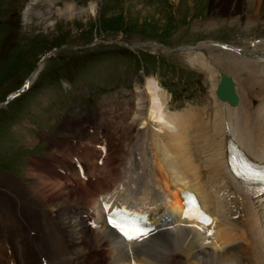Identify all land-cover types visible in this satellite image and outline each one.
Segmentation results:
<instances>
[{"label":"bare ground","instance_id":"obj_1","mask_svg":"<svg viewBox=\"0 0 264 264\" xmlns=\"http://www.w3.org/2000/svg\"><path fill=\"white\" fill-rule=\"evenodd\" d=\"M65 1L70 14L82 9L74 1ZM235 1L234 20L251 26L264 19L258 9L253 14L245 12L247 0ZM248 1L258 7L264 4V0ZM96 4L97 0L90 3L94 11ZM227 7L222 12L230 15ZM262 45L264 40L236 54V64L227 65L243 80L240 84L235 78L240 97L236 106L217 98L219 78L216 81L214 75L221 70L211 61L199 62L202 56L209 57L200 51L190 61L212 79L213 110L172 112L163 102L158 81L148 76L145 89L137 92L133 106L126 105V112L109 115L106 111L83 121L87 125L80 122L85 130L101 116L109 129L124 133L114 151L107 139L93 144L95 154L105 156L101 164L95 162L100 164L95 169L87 163L88 181L77 177L78 170L69 159L76 153L60 156L59 151L32 160L30 181L6 176V183H0V264H264V189L236 182L228 164L230 138L239 141L250 156L264 159ZM256 100L261 101L253 104ZM95 127L97 133L89 134V141L98 142L95 138L107 125ZM111 160L113 164L120 160L119 168L127 176L110 167ZM56 163L65 170L58 172ZM74 177L80 186L69 185ZM110 191L117 198L158 211L156 233L142 243L119 239L107 228L99 207V195ZM187 191L198 194L196 211L203 207L209 212L210 223L199 221L195 213L193 218L184 217L182 195ZM93 219L101 226L92 227Z\"/></svg>","mask_w":264,"mask_h":264},{"label":"rangeland","instance_id":"obj_2","mask_svg":"<svg viewBox=\"0 0 264 264\" xmlns=\"http://www.w3.org/2000/svg\"><path fill=\"white\" fill-rule=\"evenodd\" d=\"M35 1L37 0H0V99L7 91L19 84L45 52L60 47L62 58L54 61L57 58L54 57L47 61L36 86L7 107L0 109V178L3 180L0 183H6L8 175L30 181L27 173L30 165L27 161L25 163L24 158L28 156L31 160L32 156L45 155L50 150V141L46 140L49 136L38 130L37 134L34 133L35 136H39L40 141L47 143L48 147H45L43 153L39 152L40 149L32 155V147L23 145V140L34 146L32 140L36 141V139L28 132L23 135L24 137H19L24 131L18 133L19 135L16 133L22 129L17 123L28 120L40 127L42 123L50 127L57 126L59 132L56 131L55 135L72 136L64 124L68 117L80 119L83 115L89 116L90 109L94 112L99 111L97 116L106 112L100 110L107 102L114 101L117 106L120 105L118 103H124L127 101L125 97L128 98L129 94L133 93L136 80L139 82L143 80L142 73L147 67L150 73L160 76L168 99H171L170 106L184 99H189L190 102L203 100L198 103L201 107L207 103L211 83L202 71L198 72L200 70L198 66L196 71L189 68L188 52L159 51L154 53L156 56H147L146 53L151 51L147 52L146 46L136 45L157 39L172 43L176 47L184 43L195 44L203 38H219L248 47L254 39L264 37V19L251 26H245L242 21L233 19L232 15H235V11L231 8L234 7L235 0H220V3L219 0L218 2L215 0H97L95 11L90 7V3L95 0H69L82 8L72 14L66 9L65 0H56V4H53L52 0H39L40 3ZM31 2L35 3L28 6ZM225 4L228 5L231 16L222 12ZM261 6L258 7L254 2L247 0L244 6L245 12L253 14L258 9L264 14V4L262 3ZM58 9L62 13H58ZM208 51L212 53V59L216 63L220 62L217 57L222 59L221 63L217 64L221 66L219 68L221 71L229 70L227 65L232 64V61L227 60L228 56L231 57L226 53L227 51L216 47L208 48ZM98 60L99 73L96 74L92 72L96 65L91 66ZM128 62L132 66L131 70ZM102 66L108 69L101 70ZM126 70L128 74L123 73ZM98 74L104 76L105 83L99 84L98 87L89 86L85 79L86 75L98 77ZM66 76H72V79L68 80ZM151 76L157 80L155 76ZM58 77H61L64 83L61 91L57 90ZM237 77L240 79L239 76ZM145 81L144 88H138L137 92L145 89ZM239 82L242 84L243 80L240 79ZM117 94L121 96L119 99H116V96H119ZM160 94L167 106L162 88ZM39 97L40 100L45 97L42 102L48 104L47 107L50 109L38 104ZM80 97L89 99L91 105L82 103L84 105L73 107L71 100L75 98L78 101L77 98ZM175 97L180 99L176 100ZM85 102L88 103V100ZM113 105L115 104L111 102L110 106L106 105L102 108L110 107L111 112ZM65 113L74 117L66 115L64 118ZM44 114H46L44 119L48 121L41 123ZM57 114L60 115L59 118H55ZM106 123L104 118L98 116V120L91 124L102 127ZM20 127L29 132L36 130L26 124ZM48 128L46 127L47 130ZM46 132L51 134L49 131ZM100 142L102 141H90L91 144L80 149L85 150L88 156L94 154L87 157L92 161L91 169H95L103 162V157L101 163L98 161L101 158L100 154H95L96 148H93L95 146L93 143L99 145ZM95 162L100 164L95 165ZM119 163L120 160L115 164L111 160L110 167L114 166L118 169ZM119 171L122 172V169L119 168Z\"/></svg>","mask_w":264,"mask_h":264},{"label":"snow or ice","instance_id":"obj_3","mask_svg":"<svg viewBox=\"0 0 264 264\" xmlns=\"http://www.w3.org/2000/svg\"><path fill=\"white\" fill-rule=\"evenodd\" d=\"M237 175L243 176L245 178L248 177L246 171L238 172ZM253 175H255L261 181H264V171L253 173ZM110 222L129 240L141 239L148 234L145 229L141 228L135 223L118 222L116 220H111ZM208 222L210 223L211 221L209 220Z\"/></svg>","mask_w":264,"mask_h":264},{"label":"water","instance_id":"obj_4","mask_svg":"<svg viewBox=\"0 0 264 264\" xmlns=\"http://www.w3.org/2000/svg\"><path fill=\"white\" fill-rule=\"evenodd\" d=\"M226 88L229 90V94L226 96L228 98H231L233 102L236 101V97H235V91L234 88L232 86V83H226Z\"/></svg>","mask_w":264,"mask_h":264}]
</instances>
